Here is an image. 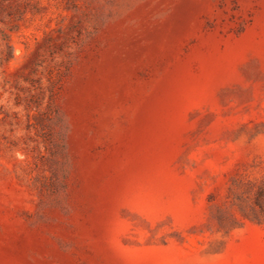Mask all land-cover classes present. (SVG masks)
Segmentation results:
<instances>
[{"label": "rangeland", "instance_id": "rangeland-1", "mask_svg": "<svg viewBox=\"0 0 264 264\" xmlns=\"http://www.w3.org/2000/svg\"><path fill=\"white\" fill-rule=\"evenodd\" d=\"M0 264H264V0H0Z\"/></svg>", "mask_w": 264, "mask_h": 264}]
</instances>
